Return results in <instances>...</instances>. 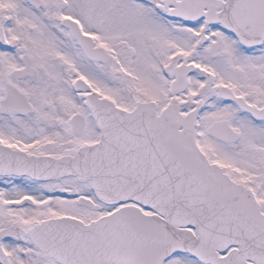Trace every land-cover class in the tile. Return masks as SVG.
Returning <instances> with one entry per match:
<instances>
[{"label":"snow or ice","instance_id":"6c2138e0","mask_svg":"<svg viewBox=\"0 0 264 264\" xmlns=\"http://www.w3.org/2000/svg\"><path fill=\"white\" fill-rule=\"evenodd\" d=\"M0 264H264V0H0Z\"/></svg>","mask_w":264,"mask_h":264}]
</instances>
